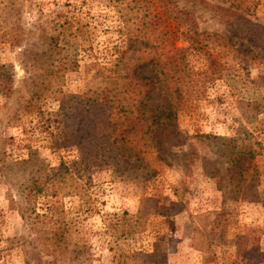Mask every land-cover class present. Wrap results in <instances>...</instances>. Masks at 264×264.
I'll return each mask as SVG.
<instances>
[{"label": "rangeland", "instance_id": "obj_1", "mask_svg": "<svg viewBox=\"0 0 264 264\" xmlns=\"http://www.w3.org/2000/svg\"><path fill=\"white\" fill-rule=\"evenodd\" d=\"M149 1L0 0V264H264V113L254 115L244 105L264 104V0H253L250 26L230 32L200 6L173 0L192 13L198 30L225 32L230 41L223 47L212 43L220 76L206 86L204 98H189L178 116L177 136L162 140L164 162L147 152L155 175L142 187L112 180L101 167L80 173L89 181L86 202L71 197L67 186L49 187L45 198H26L32 181L77 156L67 144L70 136L60 132L56 103L36 69L51 38L61 54L79 62L77 72L64 76L63 91L101 85L102 65L85 64L96 60L105 66L110 48L136 36L140 20H146L144 8L151 12L156 6ZM180 31L173 35L176 48L186 47ZM214 136L231 141L223 145ZM223 147L230 156L255 153L246 177L234 175L220 156ZM183 153L206 160L213 177L203 161L183 163ZM143 198L149 201L141 206ZM140 206L147 214L143 232L116 242L104 231L109 214L134 220ZM153 206H162V214ZM216 215L226 227L222 239L210 233ZM52 233L65 245L54 249ZM143 253L154 254L134 256Z\"/></svg>", "mask_w": 264, "mask_h": 264}, {"label": "trees", "instance_id": "obj_2", "mask_svg": "<svg viewBox=\"0 0 264 264\" xmlns=\"http://www.w3.org/2000/svg\"><path fill=\"white\" fill-rule=\"evenodd\" d=\"M154 1L156 6L151 12L144 8L142 18L146 20H140L137 35L109 49L113 51L105 66L96 60L85 64L87 68L102 65L101 69L106 73L101 85L87 86L77 93L63 91L61 82L64 76L77 72L79 62L74 56L61 54L62 48L51 38L52 46L47 53L44 52L47 57L36 69L41 82L45 83L44 89L56 103L60 132L70 136L67 144L75 147L77 156L68 163L59 162L39 180L32 181L27 186L26 198H45L49 187L67 186L71 188V197L77 202H86L89 181L82 180L80 173L101 167L110 170L112 180L128 181L142 187L155 175L146 159L147 152H155L156 159L164 162L162 140L169 135L177 136L178 116L190 102L189 98H204L206 86L220 76L212 43L223 47L229 40L223 33L238 26H250L248 17L252 13L249 8L255 3L253 0H218L222 4L211 2L217 0H184L208 11L225 26V32L217 34L198 30L192 13L178 8L173 0ZM144 3L150 4V1ZM171 23L175 26L173 31L169 28ZM178 30H181L179 35L186 47L173 45V35ZM242 56L251 61L247 54ZM260 103L261 100H255L243 104L250 106L257 115L264 113V104L260 106ZM213 139L222 141L223 145L231 141L215 136ZM231 155L224 147L220 151V156L230 163L231 171L241 180L247 176L255 153L247 150ZM182 156L183 163L187 158L203 161L201 166L208 173L205 167L208 162L197 154L183 153ZM206 175L213 177L209 173ZM53 198V202L58 201ZM142 201L149 200L143 198L141 206ZM141 206L134 220L126 218L125 213L120 216L109 214L104 231L110 230L116 242L143 232L147 214ZM162 209V206H153L156 214H162ZM37 217H45V214ZM220 222L219 215H216L210 233L222 239L226 227ZM50 240L54 249L65 245L60 234L52 233ZM153 254L134 256L151 257ZM160 255L165 258L167 254L161 252Z\"/></svg>", "mask_w": 264, "mask_h": 264}]
</instances>
